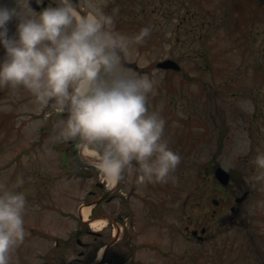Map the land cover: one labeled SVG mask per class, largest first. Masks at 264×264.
Returning <instances> with one entry per match:
<instances>
[{
	"label": "rangeland",
	"instance_id": "obj_1",
	"mask_svg": "<svg viewBox=\"0 0 264 264\" xmlns=\"http://www.w3.org/2000/svg\"><path fill=\"white\" fill-rule=\"evenodd\" d=\"M95 3L113 18L115 31L132 36L151 26L144 42L129 44L125 60L137 62L139 69L133 71L155 77L149 107L166 118L170 147L182 156L174 173L177 179L165 183L160 215L157 207L151 205L148 211L134 195L140 192L146 200L148 187L135 179L127 182L137 187L127 207L135 216L134 233L142 234L144 223L150 237L165 227L166 248H178L177 262L167 255L166 264H264V178H258L264 168L256 163V156L264 153V0ZM78 7L89 10L87 0H79ZM205 20L209 21L203 25ZM16 23L10 22L12 32ZM3 51L0 46V56ZM166 58L179 62L181 70L155 66ZM58 110L53 101L38 103L22 86L0 88V180L24 191L28 199L27 234L11 264H80L84 248L77 238L92 247L94 236L85 229L104 232L108 225L106 221V226L96 228L79 218L80 208L93 199L88 191L99 192L96 182L106 177L82 154L84 147L77 139L59 135L68 114L55 113ZM68 141L77 146L66 154L65 164L53 143L65 147ZM68 165L78 171L69 172ZM216 165L240 170L242 178L235 176L226 187H217ZM19 180L23 183L17 185ZM104 183L112 185L107 179ZM127 183L120 184L122 191H127ZM246 189L250 195L236 204L235 198ZM213 199L219 200L218 206ZM118 208L112 201L101 210L95 208V213ZM173 223L180 234L168 233ZM202 226L207 228L205 239L185 242L186 229ZM143 255V250L137 253L139 258Z\"/></svg>",
	"mask_w": 264,
	"mask_h": 264
},
{
	"label": "clouds",
	"instance_id": "obj_2",
	"mask_svg": "<svg viewBox=\"0 0 264 264\" xmlns=\"http://www.w3.org/2000/svg\"><path fill=\"white\" fill-rule=\"evenodd\" d=\"M43 3L0 0V88L22 86L40 104L53 101L66 108L59 135L86 147L109 182L128 173L138 185L175 181L182 156L170 147L166 118L149 107L156 79L125 63L129 44L144 42L151 26L128 36L114 30L113 18L100 12L95 0H87V13L76 0L34 6ZM256 163L264 168V153ZM27 207L26 193L0 180V264H11L25 240Z\"/></svg>",
	"mask_w": 264,
	"mask_h": 264
},
{
	"label": "flooded vegetation",
	"instance_id": "obj_3",
	"mask_svg": "<svg viewBox=\"0 0 264 264\" xmlns=\"http://www.w3.org/2000/svg\"><path fill=\"white\" fill-rule=\"evenodd\" d=\"M50 3H55V0H44L43 4L35 5V7L38 9L39 7L47 6ZM76 4L78 5V0H76ZM130 68L134 70L139 69V67ZM145 71H148L147 68ZM60 113L66 114L68 113V110L65 108L64 110H60ZM75 145L76 143L74 141H68V153L70 151L74 152L76 150L74 149ZM133 181L134 173L132 176L126 175L125 178L116 183L114 187H104V183L102 181L101 183L98 181L96 184L97 187L100 188V191L96 193V190H90L88 192L90 196L93 195V199H90L85 203H90L96 200V204H94V206L95 208L99 207L101 210L103 207L108 205V203L115 201L119 208L118 210L112 209L110 213L99 212L98 214H94L95 216L103 215L108 217V225L105 227V229H103L104 232H92V230L89 228L85 229V233L87 235L94 236L95 245L89 247L85 241H81L80 238H77L78 240L76 241L84 248L79 253L81 260L80 264H166L167 255L171 256L173 259L172 262H177L176 258H178V253L175 254V252H178V248L174 252L170 250L173 249V247L169 246L166 248L164 240L165 227L163 231L161 229L160 232L159 230L153 232V235L150 237V232L148 230L149 227L144 223L141 227L142 234L134 233L135 216L128 211L132 203L128 202V200L132 198V194L136 193L137 191V187L131 186V184H129ZM121 183L129 184L127 191H122L120 188ZM145 185L150 191V193L148 192L149 195H145L146 200L140 196V192H137L134 195H136L138 201L144 203L148 211L149 206L151 208V205L157 207V214L160 215V211H162L160 208L164 203V193L166 188L165 183L156 182ZM128 206L129 208L127 209ZM235 208V206H232L231 210L235 211ZM215 214L216 210H213V215ZM163 226H165L164 221ZM168 229V233L170 234H175L176 232L180 234V227L175 223H173V225H169ZM195 229L196 228L193 227L185 230V242L193 241L195 239L202 240L206 238V227L204 234L197 232L193 235L191 232L194 233ZM98 239H105L106 241L104 243H96ZM140 250H143L145 253L143 258L137 257V253H139ZM100 251H102V253H100ZM69 264H73V262H69Z\"/></svg>",
	"mask_w": 264,
	"mask_h": 264
},
{
	"label": "water",
	"instance_id": "obj_4",
	"mask_svg": "<svg viewBox=\"0 0 264 264\" xmlns=\"http://www.w3.org/2000/svg\"><path fill=\"white\" fill-rule=\"evenodd\" d=\"M157 66L163 67V68H175L178 69L179 65L176 61L172 59H165L157 63ZM216 177L222 182L227 183L229 180V174L228 172L223 169L221 166H218L215 170Z\"/></svg>",
	"mask_w": 264,
	"mask_h": 264
},
{
	"label": "bare ground",
	"instance_id": "obj_5",
	"mask_svg": "<svg viewBox=\"0 0 264 264\" xmlns=\"http://www.w3.org/2000/svg\"><path fill=\"white\" fill-rule=\"evenodd\" d=\"M89 150H87L86 147H84V151H83V154L86 155V153H88ZM106 179V178H105ZM109 182V181H108ZM111 183V182H110ZM114 184V183H112ZM89 210H90V207L89 206H84L82 207V210H81V213H82V216L84 219H88L87 215L89 214ZM105 220L103 218H97L95 220H93L90 224L93 226V227H96V228H101L105 225ZM101 253V251H100ZM99 253V254H100Z\"/></svg>",
	"mask_w": 264,
	"mask_h": 264
},
{
	"label": "trees",
	"instance_id": "obj_6",
	"mask_svg": "<svg viewBox=\"0 0 264 264\" xmlns=\"http://www.w3.org/2000/svg\"><path fill=\"white\" fill-rule=\"evenodd\" d=\"M207 18H209V16L207 17ZM181 20H183L182 18H181ZM180 20V23H181V25H182V22L183 21H181ZM209 20H205V21H203V25H205V23L206 22H208ZM180 25V24H179ZM130 26V25H129ZM236 171V172H235ZM231 172H232V180H234L235 179V176H238V178H242V171H240V170H231Z\"/></svg>",
	"mask_w": 264,
	"mask_h": 264
}]
</instances>
